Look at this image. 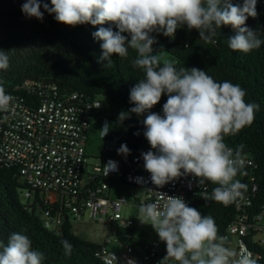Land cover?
I'll list each match as a JSON object with an SVG mask.
<instances>
[{"label": "clouds", "instance_id": "obj_1", "mask_svg": "<svg viewBox=\"0 0 264 264\" xmlns=\"http://www.w3.org/2000/svg\"><path fill=\"white\" fill-rule=\"evenodd\" d=\"M21 11L27 18L40 21L47 12L57 22L72 27L115 25V31L100 27L92 34L102 41L98 63L110 68L113 55L127 58L129 49L136 53L132 67L144 75L130 90L129 99L135 106L128 112L121 111L118 121L122 123L131 113L140 116L148 112L142 121L144 136L155 151L141 155L151 182L163 187L190 174L200 184L218 185L211 194L217 203L238 206L245 199L247 185L235 179L245 164L244 145L229 147L225 137L251 125L259 105L246 102V91L238 84L217 82L196 67L177 69L154 50L158 41L152 34L174 39L177 29L186 26L189 31L197 30L206 44L214 45L217 30L231 26L235 35L227 38L228 47L247 54L264 44L258 31L246 26L249 17L258 16L257 0H243L242 4H233L232 0H50V4L25 0ZM8 67V51L0 49V69ZM162 95H167L163 115L149 111ZM11 99L0 84V111H7ZM110 128L106 121L100 129L102 138ZM117 151L125 157L130 154L126 144ZM120 167V160H109L104 165L105 175L117 173ZM136 182L143 183V178H136ZM138 219L150 224L166 244V256L159 264H255L248 256L235 258L236 253L225 246L227 238L218 235L214 218L188 206L182 197L166 196L163 203L157 200L142 205ZM61 244L65 255H70V242L62 240ZM112 256L117 264V258ZM43 261L44 254L33 249L32 241L22 232L11 234L6 245L0 242V264ZM127 264L136 261L129 259Z\"/></svg>", "mask_w": 264, "mask_h": 264}, {"label": "trees", "instance_id": "obj_2", "mask_svg": "<svg viewBox=\"0 0 264 264\" xmlns=\"http://www.w3.org/2000/svg\"><path fill=\"white\" fill-rule=\"evenodd\" d=\"M25 0H0V49L8 51L9 67L0 69V84L5 92L12 96L26 82H49L56 84L62 93H75L84 100H96L106 97L110 107L108 123L111 126L106 137L108 142L126 144L130 154L119 155L122 172L129 169L134 159L144 168L142 153L151 149L144 136L146 131L142 121L145 119L135 113L122 123L118 121L121 111L128 112L135 105L130 102V90L143 78L140 69L132 67L131 61L136 53L129 49L127 58L113 55V65L103 68L98 63L101 55L102 41L96 40L93 33L100 27L115 25L105 23L75 27L59 23L54 15L44 12V19L27 18L21 11ZM49 3L50 0H42ZM233 4H242L243 0H232ZM43 12L44 9L41 8ZM246 26L258 31L264 40V14L259 19L248 18ZM127 35V34H125ZM158 43L154 50L167 54L172 58L174 66L196 67L206 71L217 82L230 81L240 85L245 91V101L256 103L259 110L249 126H245L238 134L225 137V143L232 148L243 144V157H249L254 166H244L235 179L247 185L246 193L252 194L251 206L238 209L237 204L224 206L211 199L212 190L218 185L206 182V197L190 194L186 203L196 208L202 215L214 218L218 235L227 238L228 230L238 215L251 220L264 208V44L250 53L234 52L227 45V38L235 35L231 26L217 30L216 44H206L199 38L197 30L189 31L187 27L177 29L174 39L162 34L153 33ZM22 96L32 97L35 105H39L37 96H30L21 91ZM167 95L151 112L161 114ZM143 115H148L145 112ZM1 120V111H0ZM138 133V134H137ZM106 177L99 174L91 177L89 186L104 183ZM29 190L22 181L19 167L0 162V242L7 244L11 234L22 232L32 241V247L44 254L42 264H105L97 253L101 245L82 238L74 232V218L70 210L60 202L51 204L36 193L34 202L27 199L23 204L21 198ZM25 198V197H24ZM53 209L63 217L59 229L45 226V213ZM67 240L72 245L70 255H65L61 244ZM250 249L258 257L256 264H264V248L249 242Z\"/></svg>", "mask_w": 264, "mask_h": 264}, {"label": "built area", "instance_id": "obj_3", "mask_svg": "<svg viewBox=\"0 0 264 264\" xmlns=\"http://www.w3.org/2000/svg\"><path fill=\"white\" fill-rule=\"evenodd\" d=\"M257 13L255 19L264 14V0H257ZM21 91L37 96L40 104L37 106L32 103V97L28 100L18 94ZM18 93L11 96L7 111H1L0 162L19 167L22 181L29 188L24 197L35 199L36 193L40 192V196L50 202L56 196L58 202L70 210L75 222H83L85 218L102 224L119 221L124 230L120 242L123 253L109 250V242L102 244L97 256L105 264H116L112 254L117 258V264H127L129 259H134L136 264H159L166 256V244L158 238L143 245L142 250L135 247L134 221L122 214L129 199L126 196L109 197L110 186L105 182L91 187L83 180L91 122L102 109L101 101L84 100L75 93H62L56 84L49 82H26ZM106 121L107 118L104 123ZM120 146L119 143L109 142L107 150L119 156L117 150ZM243 159L244 166H254L249 157L244 156ZM95 171L97 176H106L101 166ZM115 175L129 185L144 187L147 191L146 204L157 200L163 203L166 196H179L186 202L190 194L206 197L208 190L206 182L200 184L199 179L190 174L157 187L151 182V174L140 167L137 158L127 171L122 172L121 166ZM138 177L143 178V183L136 182ZM251 192L254 194L256 188ZM252 194L245 193V199L239 202V210L251 206ZM62 223L60 213L53 209L45 213L47 228L56 230ZM250 241L264 248V208L251 220L247 215H238L229 227L225 246L236 253L235 258L248 256L257 260L249 247Z\"/></svg>", "mask_w": 264, "mask_h": 264}, {"label": "rangeland", "instance_id": "obj_4", "mask_svg": "<svg viewBox=\"0 0 264 264\" xmlns=\"http://www.w3.org/2000/svg\"><path fill=\"white\" fill-rule=\"evenodd\" d=\"M164 60H168L172 62V58L167 54H162ZM99 100L102 103V114H101V120L104 118L109 119L110 116V107L108 104V99L106 97H100ZM141 119L146 118V115H140ZM109 142L105 138H101L98 134L92 135L91 138V150L95 148L96 146H101L104 151H106L107 146ZM91 162H94L95 159L91 158ZM27 199L22 197L21 202L23 204L27 203ZM59 200L56 196H54L50 203H57ZM31 203L34 202V198L31 199ZM122 214L126 216L127 218H130L134 221L133 226V235L134 240L136 243V247L138 250H142V245L150 244L153 241L157 240L158 234L154 230V228L150 224H143L138 219L139 217V211L133 212L132 215L127 214L126 208H123ZM74 232L81 236L82 238L94 241L97 243H108V248L111 251H114L116 253H121L122 249L120 247V242L123 240V232L121 228H119V221H114L109 224H102L99 222L90 221L88 218H85L83 222H73ZM256 264V260H255Z\"/></svg>", "mask_w": 264, "mask_h": 264}, {"label": "crops", "instance_id": "obj_5", "mask_svg": "<svg viewBox=\"0 0 264 264\" xmlns=\"http://www.w3.org/2000/svg\"><path fill=\"white\" fill-rule=\"evenodd\" d=\"M101 114H102V109L101 111L97 112L93 116V119L91 122L89 139L86 145L87 161H86V166H85V170L83 174V180L86 183L90 181L91 177L97 176V172L95 171L96 167L101 166L104 168V165L107 164L109 160H113V161L119 160V156L117 154L112 153L108 151L107 149L106 151H104L101 146H96L95 148H93V150H91L90 142H91L92 135L98 134L102 138L100 129L104 125L105 118L101 120ZM91 158L95 159V161L91 162L90 161ZM105 177L106 179L104 180V182L110 186V189L108 191L109 197L116 199L121 196H126L129 199V204L124 207L126 208L128 215H132L133 212H138L140 207L146 204L147 191L144 187L129 185L125 183L122 179H120L117 175H115L114 173L108 176H105ZM119 228H121L120 223H119ZM91 242L98 244V245H102L101 243H97L94 241H91ZM136 243L137 242H135L134 240L135 247H136ZM121 249L122 251L120 254L123 253V248L121 247Z\"/></svg>", "mask_w": 264, "mask_h": 264}]
</instances>
